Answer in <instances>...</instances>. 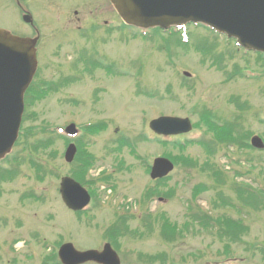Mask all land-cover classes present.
I'll list each match as a JSON object with an SVG mask.
<instances>
[{
	"label": "rangeland",
	"instance_id": "374dc122",
	"mask_svg": "<svg viewBox=\"0 0 264 264\" xmlns=\"http://www.w3.org/2000/svg\"><path fill=\"white\" fill-rule=\"evenodd\" d=\"M83 1L90 2L92 7L98 3L97 9L101 7L103 13L108 9L105 0ZM60 2L62 6H68L72 1L60 0ZM86 2L80 4V7L88 4ZM90 7V5H87L83 8L86 14ZM42 10V5L40 8H34V13L38 19L41 18ZM110 15L116 22L117 18L108 9L107 17L111 18ZM20 24L17 7L9 0H0V27L5 26L15 29ZM60 30L62 31V28ZM119 30V34L114 33L105 37L109 41L121 42L122 48H119L120 44L113 47L116 49L115 51L111 48V50H108L107 47H111V42L105 44L99 42L102 45L94 44V46H99L98 50L94 51H96L98 56L102 57L104 53L114 66H123L126 69L122 71L123 74L118 78L112 79L105 77L99 69L96 72L94 71L91 77L87 76L90 74L89 72L82 80L73 84L70 83L61 88L59 92L51 93L40 102H36L32 108V114L28 112L30 115L23 126L27 129L36 128L39 130L40 127L48 128L49 126L47 125H52V128H54L74 122L81 129L79 136L83 137L82 141L85 144L91 143L88 144L87 150L102 161V163L99 161L100 167L90 171L87 176L88 178H95L96 171L103 170L110 178L109 183L116 184L115 191L113 190L111 193V200L106 199V192L102 191V189L100 191L97 187L93 188L96 193L94 198L97 197L95 205L101 207L97 213V219L94 216L91 224H88L84 219L82 220V217L81 220H76V217L72 216L69 210L62 207L55 191L57 178L50 177L49 174L65 173L70 168L63 163V146L61 147L60 144L56 143L55 146H52L56 148L55 156L50 160L51 162L53 161V167L46 164L47 167L44 172L47 174H45L44 180L38 182L34 175L26 171L31 176L30 178H17L0 188L2 193L0 197V215L7 223L6 226L0 224V264H43V255L46 250H53L51 249L53 245H57L62 240H67L69 236L79 244L77 246L80 248L96 246L97 242H102L100 240L103 238L101 230L108 222L110 223L112 212L115 211L113 208L116 206L114 207L112 204V199H118L117 201L121 202V199L125 198L122 203L123 208L116 209V213H127L129 218L127 222L131 228L139 226L140 221L148 213L152 214L151 221L153 219V231L149 236L134 239H130L127 236L120 238L119 251L122 264H139V262L137 263L139 261V258H137L139 252H143L145 255L162 256L164 251L170 255V260L168 259V261H171L170 264H196L199 263V260L196 261L194 257L189 255V252H196L200 247L206 245L207 242L212 241V237L206 230H199L200 232L197 233L195 230L196 226L193 228L190 225L189 233L186 232L183 238L176 236L177 240L175 242L167 243L160 238L159 227L155 222L157 215L160 212H164L170 220L176 221L181 226L185 221V199L190 197L192 186L198 183L199 180L210 184V178L200 169L175 168L172 178L168 182L169 186L175 188V193L171 199L155 197L143 203L142 207L133 205L132 202L135 199H140L139 197L142 196L145 187L153 184L146 172V166H141V162L145 165V162L151 161L153 156L162 155L164 152L178 153L176 149L164 148L158 140H155L157 137L152 135L147 129V122L149 121L147 119L158 115H194L192 111V106L194 105L199 108L206 107L216 114L228 117V115L233 113L234 109L228 104L227 97L228 95H236L237 101L246 103L240 114L246 113V121L252 127V130L260 131L258 124L250 119V114L253 115L254 113V116H251L254 119L262 117L261 110L264 109V77L263 75L257 77L254 71H245L243 68L246 62H248V65L253 63L256 56L251 54L248 56L241 55V52L235 49L232 41L229 42L224 37L214 35L203 26H190V28H187L188 41L186 43L180 42L175 34H169L170 36L168 37L161 32L152 30L146 33V36L149 35V37H146L139 34H131L134 31L127 27L119 26ZM71 33L77 34L74 30H71ZM59 36L61 38L64 37L62 34H59ZM96 38L93 41H96ZM143 38H148L146 40L153 38V42L143 40ZM75 42L77 41L71 40L70 45L64 41L60 54L57 53L55 55L56 52H52V49L44 56L43 53L42 56L40 54V62L47 65L43 69L45 80L57 81L60 74L68 72L71 64L65 53L71 51L72 61ZM161 43L162 45H160ZM87 44L78 43L79 46H86L85 48L93 50V47L90 46V48ZM215 48L218 49V54H221V52L234 54L228 53L226 55L227 58L224 57L226 61H223L222 71L206 69L200 65L202 58L210 61ZM168 52L171 53L170 59ZM111 57L113 60H111ZM239 57H242V59H239ZM47 61H50L52 66H49ZM209 61H204L206 67H208ZM235 62H240L238 66L241 72L238 71L231 77V71L229 70ZM133 69L141 74L140 77L135 79L134 74H129ZM184 71L189 72L190 76L184 75ZM105 72L110 77L113 76L112 72ZM222 72H224L225 78L230 77V79L225 80ZM246 73L247 76L244 75ZM260 73H263L261 69L259 70ZM89 79H92V81ZM140 79L141 85L136 87ZM189 84L190 86H187ZM97 87H105L106 89L104 88L103 91L98 90L97 100H93ZM146 87L154 98L156 97L155 99H151L148 95H135L134 92L139 90L148 92ZM169 91L171 94H169ZM71 98L85 101V104L75 106L65 103L66 100ZM43 121L44 123H42ZM94 121L106 123L107 129L94 136L87 133L82 135V127L87 122L93 123ZM142 134L150 137V141L137 142V158H133L125 150L117 153L122 161L123 169L112 171L113 165L118 162H113L112 157L105 154L104 146L109 142V138L114 135L116 138L125 137L134 140L135 136ZM198 136L208 138L201 130L189 135V137L194 138ZM42 137H45V135ZM30 139L35 140L39 139V137L36 136ZM195 149H198V147L193 146L186 153L196 156L200 151ZM252 154L256 155L257 153L254 152ZM229 155L232 156L233 154L229 152ZM44 156L47 158V155L44 154ZM198 158L202 161V155H199ZM221 161L222 159L219 160V162ZM261 164L251 169V182L253 186L264 189V163L261 162ZM240 169L242 171L246 170L244 168ZM121 171L122 173H120ZM122 175L123 177H121ZM115 177L116 180L114 179ZM232 179V174H229L226 185L221 187V192L227 199L232 200L235 205L233 207L221 206L214 212H222L243 220L244 225L249 227L248 232L242 236L245 244L248 245L250 242L247 240L252 239L255 242L264 243V205L261 210H253L243 206L237 201L233 191H230ZM237 180H241V178H237ZM214 192L213 189L203 192L204 195L201 196L202 199L197 201V204L199 202L206 204L205 202L213 196ZM21 193H39L36 195L44 196L45 201L43 200L40 204H37V207H34L30 201L25 203L21 201L19 203L17 199ZM127 198L130 199L128 203H126ZM214 239L216 243L212 248H220L222 242L216 237ZM239 245L240 243L236 246L239 247ZM258 248L264 251V246ZM234 249L233 259L230 260L235 259L237 262L244 252L235 246ZM256 250L252 251L255 256L251 257L250 261L246 260L242 263L264 264L259 259L261 251ZM182 256L185 259L179 261L178 259ZM212 257L213 259H218V253ZM150 258L148 257L143 264H166L164 260L151 261L149 260ZM206 259L210 260L211 256L208 255ZM237 263L231 262L230 264Z\"/></svg>",
	"mask_w": 264,
	"mask_h": 264
},
{
	"label": "water",
	"instance_id": "95a60500",
	"mask_svg": "<svg viewBox=\"0 0 264 264\" xmlns=\"http://www.w3.org/2000/svg\"><path fill=\"white\" fill-rule=\"evenodd\" d=\"M120 16L130 24L168 26L188 21H202L234 35L247 48L264 51V0H111ZM35 67L34 42L0 30V74L5 77V98H0V134L17 130L22 110V92ZM3 81L0 79V89ZM1 96V94H0ZM158 132H181L175 119L160 118L151 122ZM261 146V144H259ZM171 169L168 160L154 161L151 176L161 177ZM65 264H76L83 256L61 248ZM93 253H89L92 255Z\"/></svg>",
	"mask_w": 264,
	"mask_h": 264
},
{
	"label": "trees",
	"instance_id": "16d2710c",
	"mask_svg": "<svg viewBox=\"0 0 264 264\" xmlns=\"http://www.w3.org/2000/svg\"><path fill=\"white\" fill-rule=\"evenodd\" d=\"M190 163H194V162H190ZM164 180H165V179H163L162 183L164 182ZM253 199L257 201V198H256V197H253L252 200H253ZM167 227L169 228L168 224H167ZM173 229H174V228H173ZM173 229H172V230H173Z\"/></svg>",
	"mask_w": 264,
	"mask_h": 264
}]
</instances>
